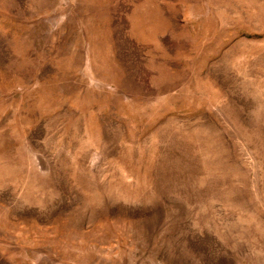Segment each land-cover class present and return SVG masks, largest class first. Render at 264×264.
I'll return each instance as SVG.
<instances>
[{
    "label": "rangeland",
    "instance_id": "1",
    "mask_svg": "<svg viewBox=\"0 0 264 264\" xmlns=\"http://www.w3.org/2000/svg\"><path fill=\"white\" fill-rule=\"evenodd\" d=\"M0 264H264V0H0Z\"/></svg>",
    "mask_w": 264,
    "mask_h": 264
}]
</instances>
